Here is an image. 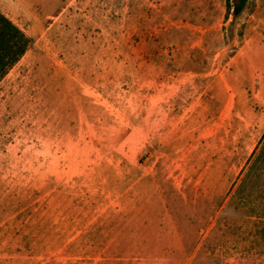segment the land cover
<instances>
[{"label": "rangeland", "instance_id": "rangeland-1", "mask_svg": "<svg viewBox=\"0 0 264 264\" xmlns=\"http://www.w3.org/2000/svg\"><path fill=\"white\" fill-rule=\"evenodd\" d=\"M0 11V264H264V0Z\"/></svg>", "mask_w": 264, "mask_h": 264}, {"label": "trees", "instance_id": "trees-1", "mask_svg": "<svg viewBox=\"0 0 264 264\" xmlns=\"http://www.w3.org/2000/svg\"><path fill=\"white\" fill-rule=\"evenodd\" d=\"M253 0H225V18L229 15L237 17ZM30 44V38L15 25L5 14L0 11V80L25 53ZM264 163V135L260 140V146L249 162L244 177H249ZM244 180L236 187L240 191Z\"/></svg>", "mask_w": 264, "mask_h": 264}, {"label": "crops", "instance_id": "crops-1", "mask_svg": "<svg viewBox=\"0 0 264 264\" xmlns=\"http://www.w3.org/2000/svg\"><path fill=\"white\" fill-rule=\"evenodd\" d=\"M257 2V6H258V0H256ZM252 17H254V15L252 14ZM260 38H256L254 40L249 39L248 41H245V44H264V33H262L260 35Z\"/></svg>", "mask_w": 264, "mask_h": 264}]
</instances>
